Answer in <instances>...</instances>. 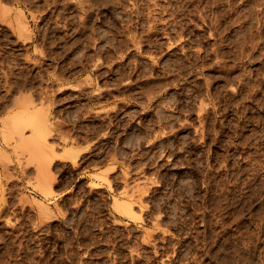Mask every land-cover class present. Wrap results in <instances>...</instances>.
<instances>
[{
	"label": "rangeland",
	"instance_id": "374dc122",
	"mask_svg": "<svg viewBox=\"0 0 264 264\" xmlns=\"http://www.w3.org/2000/svg\"><path fill=\"white\" fill-rule=\"evenodd\" d=\"M87 1L0 0V264H264V0Z\"/></svg>",
	"mask_w": 264,
	"mask_h": 264
},
{
	"label": "bare ground",
	"instance_id": "6f19581e",
	"mask_svg": "<svg viewBox=\"0 0 264 264\" xmlns=\"http://www.w3.org/2000/svg\"><path fill=\"white\" fill-rule=\"evenodd\" d=\"M88 1H89V0H88ZM88 1H87V2H88ZM96 1H97V0H96ZM101 2H102V1H101ZM101 2H100V3H101ZM104 2H105V1H104ZM54 3H55V2H54ZM90 3H91V2H90ZM55 4H56V3H55ZM84 4H85V2H84ZM95 4H96V3H95ZM95 4H94V5H95ZM106 5H107V3H106ZM181 5H182V4H181ZM82 6H83V5H82ZM159 6H160V5H159ZM156 7H157V6H156ZM158 8H159V7H158ZM176 8H177V7H176ZM87 10H88V9H87ZM162 10H163V9H162ZM182 10H183V9H182ZM188 10H189V9H188ZM185 11H186V10H185ZM193 11H194V10H193ZM175 12H176V10H175ZM87 14H88V13H87ZM89 15H90V14H89ZM149 15H150V14H149ZM155 19H157V18H155ZM160 20H161V19H160ZM85 22H86V21H85ZM145 23H146V22H145ZM209 23H210V22H209ZM146 24H147V23H146ZM147 25H148V24H147ZM154 26H155V25H154ZM165 26H166V25H165ZM153 29H154V28H153ZM162 30H163V29H162ZM163 31H164V30H163ZM151 32H152V31H151ZM158 32H160V31H158ZM167 33H168V32H167ZM157 34H158V33H157ZM21 35H22V34H21ZM183 35H184V34H183ZM25 37H26V36H25ZM167 37H168V36H167ZM210 37H211V36H210ZM149 38H150V37H149ZM150 40H151V39H150ZM197 40H198V39H197ZM228 41H229V40H228ZM241 45H242V44H241ZM248 45H250V43H249ZM218 46H219V45H218ZM251 46H252V45H251ZM199 49H200V48H199ZM245 49H246V48H245ZM183 51H184V50H183ZM217 51H218V50H217ZM213 52H214V51H213ZM216 54H217V53H216ZM231 54H232V53H231ZM189 56H190V55H189ZM223 58H224V57H223ZM249 58H250V57H249ZM183 64H184V63H183ZM193 65H194V64H193ZM236 65H237V64H236ZM179 66H180V65H179ZM190 68H191V67H190ZM232 68H233V67H232ZM238 68H239V67H238ZM217 69H218V68H217ZM184 71H185V70H184ZM182 74H183V73H182ZM219 78H220V77H219ZM243 79H244V78H243ZM254 79H255V78H254ZM252 83H253V82H252ZM247 84H248V83H247ZM254 84H255V83H254ZM240 85H241V84H240ZM251 85H252V84H251ZM238 86H239V85H238ZM246 86H247V85H246ZM224 88H225V87H224ZM224 88H222V89H224ZM253 88H254V85H253ZM258 89H260V88H258ZM255 91H256V90H255ZM188 92H189V91H188ZM233 93H234V92H233ZM237 93H238V92H237ZM259 93H260V92H259ZM211 94H212V93H211ZM216 95H217V94H216ZM241 96H242V95H241ZM227 97H228V96H227ZM221 98H222V97H221ZM195 99H196V98H195ZM205 100H206V99H205ZM259 101H260V100H259ZM200 102H201V101H200ZM208 102H209V101H208ZM232 102H233V101H232ZM224 103H225V102H224ZM207 104H209V103H207ZM221 104H222V103H221ZM254 104H255V103H254ZM204 105H206V104H204ZM215 105H216V104H215ZM242 105H243V104H242ZM197 108H198V107H197ZM203 108H204V107H203ZM228 108H229V107H228ZM200 109H201V108H200ZM241 109H242V108H241ZM258 109H259V108H258ZM201 110H202V109H201ZM253 110H254V109H253ZM202 111H203V110H202ZM234 111H235V110H234ZM245 111H246V110H245ZM251 111H252V109H251ZM198 115H199V113H198ZM22 117H23V116H22ZM16 118H17V117H16ZM16 118H14V120H15ZM23 118H24V117H23ZM254 118H255V117H254ZM25 119H26V118H25ZM201 119H202V118H201ZM12 120H13V118H12ZM12 120H11L10 123H13V126H12L11 124H10L11 126L8 125V124H7V125L10 126L11 128L14 127V129L17 130V128L19 127L17 124L21 125L22 123L20 124L19 122H20V121H23V120H21V116H18V119L16 120V123H17V124L14 123L15 121L12 122ZM19 120H20V121H19ZM26 120L28 121V119H26ZM30 120H31V119H30ZM32 120H33V119H32ZM32 120H31V121H32ZM257 120H258V119H257ZM5 121H6V120H5ZM5 121H4V122H5ZM17 121H18V122H17ZM34 121H35V120H34ZM39 121H40V120H39ZM255 121H256V120H255ZM6 122H8V121H6ZM36 122H37V121H36ZM244 122H245V121H244ZM32 123H33L32 125H31L30 123H27V124H28L27 126H30V125H31V126H30L31 129L33 128V131H34L33 134H35V133L37 134V136H34V137H32V138H35V137H36V140H37V141L40 139V137H41V138H42V137L45 138L46 133H43V132H45L43 129H44V127H45V123H46V122H43L44 127L41 126L42 124H41L40 122H39V123H40L41 125L38 124V122H37V123L32 122ZM29 124H30V125H29ZM7 125H6L5 127H8ZM24 125H25V124H24ZM3 126H4V125H3ZM22 126H23V125H22ZM22 126H21V127H22ZM10 127H8V128H10ZM21 127H20V128H21ZM8 128H7V130H8ZM20 128H18V129H20ZM47 128H48V127H47ZM235 128H236V127H235ZM12 129H13V128H12ZM34 129H35V130H34ZM5 130H6V129H5ZM47 130H48V129H47ZM8 131H9V130H8ZM11 131H12V130H11ZM35 131H36V132H35ZM18 132H19V131H18ZM7 133H8V132H7ZM9 133H10V132H9ZM19 133H20V132H19ZM3 134H4V133H3ZM11 134H12V133H11ZM43 134H45V135L43 136ZM12 135H14V133H13ZM38 135H40V136H38ZM4 136H5V135H4ZM7 136H8V135H7ZM7 136H6V137H7ZM6 137H5V138H6ZM7 138H8V137H7ZM7 138H6V139H7ZM37 138H39V139H37ZM44 138H43V139H44ZM43 139H42V140H43ZM34 140H35V139H34ZM36 140L33 141V139H32V143H34V144H33L34 147H36V144H37V143H36V142H37ZM20 141H21V140H20ZM20 141H19V142H20ZM39 141H40V140H39ZM45 141H46V140H45ZM23 142H25V141H23ZM23 142H22V144H23ZM43 142H44V141H43ZM30 143H31V141L28 142V144H30ZM25 144L27 145V141L23 144V145L26 147ZM23 145H21V146H23ZM30 145H31V144H30ZM30 145H29V146H30ZM37 145H38V144H37ZM19 146H20V145H19ZM21 146H20V147H21ZM29 146L27 145V147H29ZM31 146H32V145H31ZM40 147H41V146H40ZM21 148H22V147H21ZM43 148H44V147H43ZM26 149H28V148H26ZM33 149H34V148H33ZM28 150H29V152H31L32 149H31V150L28 149ZM32 151H33V150H32ZM34 151H35V149H34ZM38 153H39V152H38ZM31 154H32V153H31ZM33 154H34V153H33ZM33 154H32V155H33ZM36 155H37V154H36V152H35V156H36ZM40 155H41V154H40ZM40 155H38V156H40ZM33 156H34V155H33ZM38 156H37V158H38ZM41 157H42V156H41ZM33 158H34V157H33ZM35 159H36V158H35ZM43 159L45 160L44 157H43ZM50 160H51V159H50ZM51 161H53V159H52ZM43 162H44V161H43ZM45 162H46V161H45ZM47 162H48V165H47V167H48V166H49V159L47 160ZM46 164H47V163H46ZM50 164H51V163H50ZM44 166H45V165H44ZM50 166H51V165H50ZM45 168H46V166H45ZM47 169H48V168H47ZM44 170H45V169H44ZM40 172H41V171H40ZM45 173H46V172H45ZM40 176H43V175L41 174ZM44 176H45V175H44ZM43 178H44V177H42L41 179L43 180ZM39 179H40V178H39ZM41 179H40V180H41ZM42 180H41V181H42ZM41 181H39V182L41 183ZM42 182L44 183L45 181H42ZM43 183H41V184H43ZM44 185L47 186V184H44ZM38 187H39V186H38ZM42 187H44V186H42ZM42 187H39V188H42ZM220 191H221V190H220ZM46 193L48 194L49 192H46ZM219 193H220V192H219ZM49 194H50V193H49ZM217 196H218V195H217ZM118 202H119V201H118ZM131 204H132V203H131ZM119 205H120L121 207H122V206H123V207L125 206V208H124V212L127 213L126 215L133 216V209H132V206H130V205H128V204H124V203H123V204L121 203V204H119ZM42 207H44V206H42ZM41 209H42V208H41ZM44 210H45V209H44ZM46 210H47V209H46ZM142 210H143V209H142ZM140 218H141V216H140ZM137 219H139V218H137ZM149 235H150V234H148V236H149ZM152 237H153V236H152ZM148 238H150V237H148ZM143 239H144V238H143ZM146 242H147V241H146ZM56 248H57V247H56Z\"/></svg>",
	"mask_w": 264,
	"mask_h": 264
}]
</instances>
